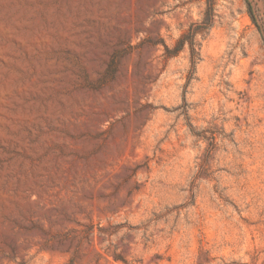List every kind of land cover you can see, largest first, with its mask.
<instances>
[{"label":"rangeland","instance_id":"374dc122","mask_svg":"<svg viewBox=\"0 0 264 264\" xmlns=\"http://www.w3.org/2000/svg\"><path fill=\"white\" fill-rule=\"evenodd\" d=\"M247 3L264 29V0H216L187 80L164 45L204 0H0V264H264Z\"/></svg>","mask_w":264,"mask_h":264},{"label":"trees","instance_id":"16d2710c","mask_svg":"<svg viewBox=\"0 0 264 264\" xmlns=\"http://www.w3.org/2000/svg\"><path fill=\"white\" fill-rule=\"evenodd\" d=\"M205 8L203 11L202 18L199 21H195L189 24V26L180 34V36L175 41L172 47L164 45V56L166 58L176 56L181 50L186 49L188 52L189 59V74L187 80H190L195 72V66L200 57V43L199 39H203V37L208 33L214 23L215 14V6L216 0H204ZM247 11L248 15L255 25L260 38L262 40L264 46V29H262L261 25L257 22L255 13L253 11L252 6L247 3ZM117 56H112L110 61L107 64L104 79L111 78L116 69ZM190 126V124H188ZM191 132L192 129H190ZM115 260H121L124 264H130L126 260L119 258V256L114 255ZM73 260L69 261V264H72Z\"/></svg>","mask_w":264,"mask_h":264}]
</instances>
